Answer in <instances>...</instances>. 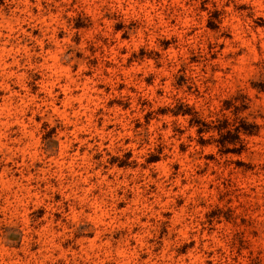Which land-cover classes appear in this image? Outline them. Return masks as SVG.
Instances as JSON below:
<instances>
[{"label": "rangeland", "instance_id": "374dc122", "mask_svg": "<svg viewBox=\"0 0 264 264\" xmlns=\"http://www.w3.org/2000/svg\"><path fill=\"white\" fill-rule=\"evenodd\" d=\"M0 264H264V0H0Z\"/></svg>", "mask_w": 264, "mask_h": 264}, {"label": "trees", "instance_id": "16d2710c", "mask_svg": "<svg viewBox=\"0 0 264 264\" xmlns=\"http://www.w3.org/2000/svg\"><path fill=\"white\" fill-rule=\"evenodd\" d=\"M236 131H238V130H236ZM225 151H229V150H228V148H226V150H225Z\"/></svg>", "mask_w": 264, "mask_h": 264}]
</instances>
